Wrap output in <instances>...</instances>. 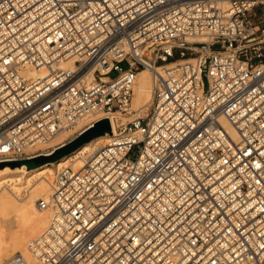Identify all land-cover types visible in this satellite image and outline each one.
<instances>
[{
    "label": "built area",
    "instance_id": "2783aa9c",
    "mask_svg": "<svg viewBox=\"0 0 264 264\" xmlns=\"http://www.w3.org/2000/svg\"><path fill=\"white\" fill-rule=\"evenodd\" d=\"M90 117L68 142L109 141L57 169L9 264H264V0H0V163Z\"/></svg>",
    "mask_w": 264,
    "mask_h": 264
},
{
    "label": "bare ground",
    "instance_id": "6f19581e",
    "mask_svg": "<svg viewBox=\"0 0 264 264\" xmlns=\"http://www.w3.org/2000/svg\"><path fill=\"white\" fill-rule=\"evenodd\" d=\"M70 66V63L62 64L64 68ZM144 73L148 75L145 76ZM25 74L28 78L36 79L44 77L47 72L41 68L27 70ZM152 97L153 74L150 70L144 69L138 75L132 98V109L137 112V115L145 114ZM99 118L101 117L87 118L81 121L77 128L64 131L51 140L38 142L28 147L27 150L43 151L48 154L41 156H50L59 148L66 146L69 143L67 140L77 130H82ZM223 124L237 139L238 136L232 127L224 120ZM110 137L109 135L96 137L68 156L56 162H45L33 169L28 168L26 164L17 167L5 165L0 168V264H9L10 259L19 252L31 260L29 243L49 227L53 216L51 210L37 209V200L39 198L49 199L52 195L53 182L58 168L70 165L76 170L83 168L86 157L99 146L107 143Z\"/></svg>",
    "mask_w": 264,
    "mask_h": 264
},
{
    "label": "water",
    "instance_id": "95a60500",
    "mask_svg": "<svg viewBox=\"0 0 264 264\" xmlns=\"http://www.w3.org/2000/svg\"><path fill=\"white\" fill-rule=\"evenodd\" d=\"M110 131H111V126L109 120L108 119L101 120L100 122L96 123L92 128L88 129L80 136L75 138L73 141L66 144V146H63L62 148L56 150L51 156H38L27 160L3 162L0 163V168L5 165H11L12 167H17L26 164L28 168L33 169L42 165L45 162H56L68 156L69 154L73 153L83 144L91 141L96 137L103 136Z\"/></svg>",
    "mask_w": 264,
    "mask_h": 264
},
{
    "label": "rangeland",
    "instance_id": "374dc122",
    "mask_svg": "<svg viewBox=\"0 0 264 264\" xmlns=\"http://www.w3.org/2000/svg\"><path fill=\"white\" fill-rule=\"evenodd\" d=\"M113 75H114V74H112V76H113ZM144 75H145V76H147L148 74H147V73H144ZM112 76H110V77H112ZM145 76H144V77H145ZM144 77H143V78H144ZM148 94H149V93H148ZM149 96H150V95H149ZM149 99H150V97H149ZM147 107H148V105H147ZM73 137H74V135H72V137H71V138H73ZM71 138H69V139H71ZM69 139H68V140H69ZM68 140H67V142H68ZM70 142H71V141H70ZM70 142H69V143H70ZM28 151H30V152H35V150H32V149H29ZM36 151H37V150H36ZM41 152H43V151H41ZM50 156H51V155H50ZM40 166H41V165H40ZM40 166H39V167H40ZM36 207H37V205H36ZM37 209H38V208H37ZM14 230L16 231V230H17V228H16V229H14ZM10 234H11V233H9V235H10ZM34 238H36V237H34ZM34 238H33V239H34ZM17 254H20V252H19V253H17Z\"/></svg>",
    "mask_w": 264,
    "mask_h": 264
}]
</instances>
